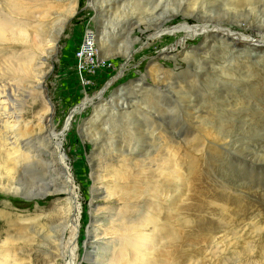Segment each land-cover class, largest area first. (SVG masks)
<instances>
[{"label":"rangeland","instance_id":"rangeland-1","mask_svg":"<svg viewBox=\"0 0 264 264\" xmlns=\"http://www.w3.org/2000/svg\"><path fill=\"white\" fill-rule=\"evenodd\" d=\"M182 4L194 13L190 27L213 20L264 40V0H0L9 30L27 29L26 41L7 36L4 46L53 57L37 74L41 108H29L50 110L51 145L61 141L73 177L78 238L92 215L103 241L87 250L77 243L75 263L223 264L259 244L248 224L242 239L230 230L264 203V163L247 158L264 149V51L214 29L161 54L178 36L155 32L181 21ZM86 29L106 71H90L81 87L74 53ZM22 87L31 103V87ZM18 172L10 181L0 169V246L11 242L21 264H69L46 219L62 195L47 193L40 170Z\"/></svg>","mask_w":264,"mask_h":264},{"label":"bare ground","instance_id":"bare-ground-1","mask_svg":"<svg viewBox=\"0 0 264 264\" xmlns=\"http://www.w3.org/2000/svg\"><path fill=\"white\" fill-rule=\"evenodd\" d=\"M181 7H183V4L180 5L178 8V12L182 15L181 21L177 22L174 25H171L172 28L168 27L164 29H159L157 32H155L156 33L155 38L178 36L174 46H168L167 48L162 49L160 52L161 54L166 52L168 49L175 51L179 46L184 47L186 40L191 38H198V37L201 38V36L205 37L209 35L214 29L223 30L224 33H227L226 38H228V36L230 35L233 41H236L234 40L236 38L239 42H242L243 44L246 45L248 44V46H251L253 49H256L258 51H264V40L247 36L242 31H238V30L232 31V29H230L229 27L217 26L213 23V20L205 19L204 21H201V24L199 23V25L190 27V24L188 23L187 20L191 19L194 13L193 11L190 10H185L184 12H181L180 11ZM6 10L7 9H5L4 11ZM4 13L0 14V162H1L0 166L1 167L3 166L2 168L0 167V169H3V171L5 172L6 176H8V179L10 181L15 179L14 178L15 174L19 173L18 170L20 168H26V167H31V168L33 167L35 169H38L41 172H43L45 176L48 177L49 191L47 193L50 194L52 197H57L62 195V199H61L62 201L57 207L58 212L55 210L56 214L52 216L50 215L46 219L50 223L52 222L54 224V227L51 228L55 231L56 234L59 235V238L57 240L60 241L59 246H61L63 252L68 256H70L71 259H73V257L76 256L75 249L77 243L79 245L80 242L82 241L83 244L81 246L87 250V248L90 245H92L95 240L96 242L94 244H96V246L98 247H101L100 244L103 241L101 240V238L98 237V235H96V233L93 232L95 229L94 230L92 229L93 228L92 225L95 223V220H94V216L92 215L88 219L90 225L87 227L88 228L87 233L78 238V234H77L78 233V216H77L78 201L74 192L73 177L70 173L68 164L66 163L65 155L62 154L61 141L59 143L56 144L54 143L53 145H51L50 141L52 139L51 136H53V129L51 128L50 125L46 126L44 120V116L47 115L50 110L48 108L44 110L41 109L42 111L41 114H38L37 112L35 114L34 111H31L32 107L33 110L41 108V106L39 105V107L36 106V109H34L35 104L37 103V102L35 103V100L40 98L39 97L40 93L37 91V89L41 87L42 85L41 81H43L42 79L43 77L41 78V76L39 78L40 80L37 81L38 80L37 74L39 73V71L40 72L42 71L41 69H43L45 63L48 62L49 60H52L53 57L50 55L51 54L50 53L47 59H41V56L38 55L39 53L35 54L33 53V50L32 53H24L21 55L19 50H15L14 48L11 49L9 46L5 47L4 44L7 43L6 41H8V39L6 38L7 36L11 37L9 41H16V42H18L19 40L26 41L27 29H23V31L19 33H16L13 30H9L10 25L5 20L3 16ZM68 19L69 17H67L64 22L66 23ZM262 27H260L261 30H263ZM31 34H34L33 31H31ZM85 37L86 36H84L82 40ZM215 39L216 38H214V41ZM96 42H97L96 45L97 51L99 54H101L99 50L97 38H96ZM221 48H223V50L227 49L225 46L222 45ZM105 60L112 62L110 61V59H105ZM74 62H75V56H74ZM103 71L106 70L99 69L97 72L101 73ZM89 84L90 83L81 84V87L88 86ZM23 85H26L28 88L31 87V90H29L28 95L25 96L28 97L31 94L30 96H32L33 98L31 103H29V100L22 101L21 96H19V92L25 93L22 90L25 89L22 87ZM100 97L101 94L97 96V98ZM89 102H91V100L76 107L75 112H78V110L81 109V107H84L86 104H89ZM28 103L29 105H27ZM26 106H28V108ZM29 106L31 108H29ZM25 109H27L26 112ZM67 123L68 121L66 122V125ZM258 135L257 136L253 135L250 137L256 140V138H259ZM33 138H35L34 140H36L37 143L39 144L38 148L33 147L34 146L33 145L34 143L32 142ZM260 141H262L261 137H260ZM226 142L227 141L225 140V143ZM230 147H232V145H230ZM33 149L34 151H36L34 154H32ZM245 149L247 148L240 146L239 149L237 150L238 152L236 153H239L240 150L241 152L243 151L242 153L244 154ZM43 150H46V152L49 151L51 153L47 154L43 152ZM254 151H256V149ZM258 152H260V154H255L251 152L250 154H248V156L247 155L246 156L247 158L250 157L253 160L256 159L259 162L264 163V149L262 150L260 149ZM243 154L239 153V155H243ZM74 212L77 213H75V215L73 216ZM250 219L251 220L243 224L241 227L239 226L236 227V225L233 224L234 225V226L232 225L233 229H231L232 231L230 230V232L233 236L242 239V233L244 232L243 228H245L248 224L249 226L252 227L251 229L256 230L258 233L257 240L259 244L257 248L253 246L251 247L249 254H244L243 256H237V257L233 256L229 263L223 262V264H264V203L262 204V206H260L259 213L255 214V216H253ZM13 247L14 245L8 240H5L2 246H0V264H11V263L21 264L18 262L15 255L12 254ZM26 252H29V250ZM189 261L191 264L190 258H188L187 261L185 262L188 263ZM192 262H196V261L193 260ZM28 264H30V262H28ZM69 264H80V263L79 262L75 263L73 259Z\"/></svg>","mask_w":264,"mask_h":264},{"label":"built area","instance_id":"built-area-1","mask_svg":"<svg viewBox=\"0 0 264 264\" xmlns=\"http://www.w3.org/2000/svg\"><path fill=\"white\" fill-rule=\"evenodd\" d=\"M86 37L81 41L79 47L75 49V65L77 73L83 84L87 83L84 80V76L90 71L97 69L99 70V55L96 48V34L91 29H86ZM108 66L109 61L106 60ZM104 63L103 65H106Z\"/></svg>","mask_w":264,"mask_h":264}]
</instances>
